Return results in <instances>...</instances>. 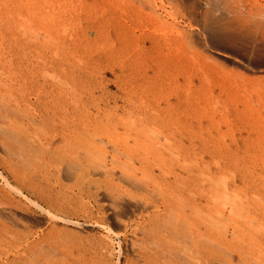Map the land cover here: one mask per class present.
<instances>
[{
	"label": "bare ground",
	"instance_id": "6f19581e",
	"mask_svg": "<svg viewBox=\"0 0 264 264\" xmlns=\"http://www.w3.org/2000/svg\"><path fill=\"white\" fill-rule=\"evenodd\" d=\"M184 4L0 0V146L34 168L21 185L2 174L0 264H51L32 252L36 232L18 207L78 224L44 194L77 195L80 211L108 213L109 231L139 232L155 264H264V78L199 56L193 33L159 12ZM209 5L213 47L264 71V0ZM207 72L229 104L202 88Z\"/></svg>",
	"mask_w": 264,
	"mask_h": 264
},
{
	"label": "rangeland",
	"instance_id": "374dc122",
	"mask_svg": "<svg viewBox=\"0 0 264 264\" xmlns=\"http://www.w3.org/2000/svg\"><path fill=\"white\" fill-rule=\"evenodd\" d=\"M210 2L212 3V2H214V0H189V5H187V4L185 5L184 4L182 6H178V5H174V6H170V7L168 6L165 9V11L159 10V12H162V14L165 15L166 14L165 12H167L168 10H169V12L172 11V13L176 15L175 16L176 17V22L178 23L179 28L181 30H185V29L189 30L190 32L193 33L192 43H193L194 51L196 53H198L199 56L200 55H204V56L208 57L209 59L215 60V62L223 63V65L226 68H228L229 70H235L237 72L240 71L244 76L250 78L251 80L253 78L254 79L264 78V71L254 70V69H251V68H243V67H240L238 69V66H237V64L234 61H237L239 65H241L240 64L241 62L239 63L240 59L234 53H232V52H224V51H221V50H217V49H215L213 47V44H215V43L210 37L211 31H210L209 27H207V25L205 24V17H204L207 8L210 7V5H209ZM222 4H223V2L220 1V5H222ZM167 21H168V19H167ZM169 22L172 23L173 21L169 20ZM215 32L220 33L221 31H219V29L218 30L216 29ZM215 39L218 42V39L217 38H215ZM207 75H208V77H207ZM205 76H206V81H205V84H204L205 86L204 87L201 86V81L200 80H202V78L204 79V75L201 73V74L198 75V78H197L198 80L195 81L196 82V87H198V89H199V86L202 87L203 89H205V87H206V88H209L210 90H213L214 92L212 93L213 94L212 97L214 98V100L219 99L220 102L223 101L225 104H229L230 100H229V96L227 94L221 93L222 90H220V88H217V86L215 84H213L212 86H209V81L211 79V74H209L207 72ZM108 77L113 79V77L110 76V75ZM110 89L112 91H114V90H116V87L112 86ZM255 100H254V104L256 105ZM244 106H241L240 108H243ZM256 107H257V105H256ZM227 116H228L229 122H231L232 124L235 122L234 124H236L235 125L236 129L239 128L237 122H240V120H237L235 118L236 115H235V112L233 110V107L232 108L230 107V109H229V111L227 113ZM233 120H235V121L233 122ZM240 145H241V150L243 151L244 150L243 149V145L242 144H240ZM0 153H1L0 154V162H1L0 163V165H1L0 166V172H1L0 173V188L1 189H6L5 184H3L4 183V179L2 177V174L4 175V177H6L10 181L14 182V184H19V185H21V183L24 182V179L26 177L33 176V174H34L33 166L31 164L27 165L26 163H24V161H23L24 159L23 160L21 158L17 159V156L11 155V154L9 155L8 153L5 152V149L2 148L1 146H0ZM6 160H7V163H5ZM3 167H5V169ZM10 170H12V171H10ZM19 177H21V178H19ZM64 183L67 186H72V182L71 183L64 182ZM41 190L42 189H39L38 191H41ZM43 191H44V189H43ZM70 191L72 192V190H68V192H70ZM68 194H70V193H68ZM45 196L46 195L44 194V196L40 197L42 199V200L41 199L39 200L40 203L43 202L44 206L46 208H51L53 210H56L54 212H58V211L62 210V212L60 211L61 213L58 212V214H60V216L62 215L63 217H66V218L69 217V218L73 219V221H78L77 222L78 224H76V226H75L74 224L73 225L72 224H66V223H63L61 221H58V222L57 221H50L49 218H47V215L40 213L39 210L35 209L34 207H30V205H28L29 208H30L29 210H27L28 208L24 209L23 206L18 207V211L17 212H18L19 216H22L24 214L26 216V218H30V220H31V222L22 221V223H24L28 228L30 227L33 231L35 230V232H36V238L34 240H35V242H37L36 243L37 247H35L32 250V252L35 255H38L40 251H43L44 253L46 252L45 253V254H47L46 256L48 258H51V264H61V263L62 264H65V263L66 264H70V262H72L73 264H82V263L83 264L84 263L85 264H155L154 261H152L150 259H147V256H146L147 253L146 252H148V249H149L148 245L149 244L148 243L147 244L144 243L143 238L145 236L141 235L139 232L134 231V229H132L130 227L125 228V226H123L124 228L121 227V229H117V228H113L112 227L113 232L109 231L108 228L106 227L107 225H105L106 222H108V219H107L108 213L105 214V211H104V213L102 214V213L96 211L95 210L96 208L94 209V214L93 215L89 214L88 212H84L83 210L80 211V208H79L80 206H78V204H80L82 202H81L80 199H78L79 196H77V195H75L77 197L76 199H75V196H70V197H72V199L74 201L72 199L70 200L69 198H67V199L64 200L65 202H63V200H59L57 198L48 199ZM37 197L38 196H36V197L34 196V198H37ZM52 199L53 200L55 199L54 200L55 203L53 202ZM57 201H58L59 204H57ZM47 202H49V203H47ZM51 202H53V203H51ZM103 203L104 202H101V204H103ZM52 204H54V205H52ZM60 204L63 205L64 207L61 206ZM76 205L78 206L79 209L77 208ZM57 206H59L60 209ZM64 209H65L66 212L64 211ZM20 210H22V211L20 212ZM32 210H33V213H31ZM87 213H88V216H87ZM69 214H71L72 216L69 215ZM41 215H43V216H41ZM67 215H68V217H67ZM86 218H88V219H86ZM39 220L40 221L42 220V222H40ZM47 220H49V221H47ZM6 224L9 226L8 223H6ZM47 224H48V226H47ZM100 224H101V226H100ZM53 225H55L57 227V229H59V230L55 231V229H54L55 226L53 227ZM10 226H12V225L10 224ZM37 227H38L39 230H37ZM77 227L78 228L80 227V228L78 229ZM11 228H12L11 229L12 231L15 229L14 227H11ZM128 228H129V230H128ZM16 229H18V230L20 229L19 232L23 231V229H21L20 227L19 228L17 227ZM44 229H45V232H44ZM69 230H71L72 232L69 231ZM75 231H77V233ZM48 232H50V235H48L49 234ZM69 232H71L72 236L68 235ZM116 233H120L119 234L120 236L117 235ZM14 234H15V232H14ZM121 234H123V235H121ZM128 234H129V236H128ZM44 236L46 237V239H48L49 237L50 238L48 240H46ZM76 236L79 237V238H76ZM125 236L128 237V239ZM131 236H133V237H131ZM91 237H93V238H91ZM52 238H53V240H52ZM66 239H68V240H66ZM71 239L74 240V242L71 241ZM130 240H131V242H129ZM133 243L134 244L136 243V244L134 245ZM65 244H66V246H65ZM73 244H74V246H73ZM38 245H40V246H38ZM55 248H56L57 251L55 250ZM143 250H145V251H143ZM70 251H72V252H70ZM142 252H144V253H142ZM83 258H84V260H83ZM61 259H63V260L61 261ZM141 259H142V261H141ZM236 263L237 262H234V264H236Z\"/></svg>",
	"mask_w": 264,
	"mask_h": 264
}]
</instances>
